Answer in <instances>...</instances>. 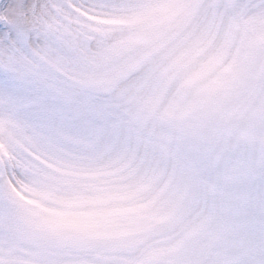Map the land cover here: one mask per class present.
<instances>
[{"label":"snow or ice","instance_id":"6c2138e0","mask_svg":"<svg viewBox=\"0 0 264 264\" xmlns=\"http://www.w3.org/2000/svg\"><path fill=\"white\" fill-rule=\"evenodd\" d=\"M0 264H264V0H0Z\"/></svg>","mask_w":264,"mask_h":264}]
</instances>
